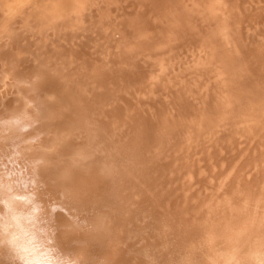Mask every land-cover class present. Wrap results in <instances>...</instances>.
<instances>
[{"label":"bare ground","instance_id":"obj_1","mask_svg":"<svg viewBox=\"0 0 264 264\" xmlns=\"http://www.w3.org/2000/svg\"><path fill=\"white\" fill-rule=\"evenodd\" d=\"M0 264H264V0H0Z\"/></svg>","mask_w":264,"mask_h":264},{"label":"rangeland","instance_id":"obj_2","mask_svg":"<svg viewBox=\"0 0 264 264\" xmlns=\"http://www.w3.org/2000/svg\"><path fill=\"white\" fill-rule=\"evenodd\" d=\"M41 1H44V0H41ZM41 3H42V2H41ZM74 6H75V7H74ZM71 7H72V6H71ZM73 7L76 8V5L74 4ZM72 10H73V8H72ZM74 10H76V9H74ZM86 10H87V9H86ZM88 10H89V9H88ZM88 10H87V11H88ZM68 12H69V11H68ZM70 12H72V11L70 10ZM70 12H69L68 14H70ZM84 12H85V11H84ZM88 12H89V11H88ZM86 13H87V12H86ZM66 16H69V15H66ZM70 16H71V15H70ZM88 16H89V15H88ZM67 28H68V27H67ZM55 97H56V96H55ZM52 98H53V97H52Z\"/></svg>","mask_w":264,"mask_h":264}]
</instances>
